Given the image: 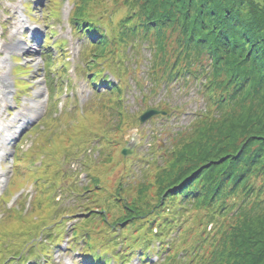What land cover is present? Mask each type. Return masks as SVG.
Segmentation results:
<instances>
[{
	"label": "rangeland",
	"instance_id": "1",
	"mask_svg": "<svg viewBox=\"0 0 264 264\" xmlns=\"http://www.w3.org/2000/svg\"><path fill=\"white\" fill-rule=\"evenodd\" d=\"M84 8L99 16L102 33L117 36L125 11L113 10L109 0H0V264H10L5 255L15 248L12 254L16 255L24 245L28 250L24 264H32L30 252L37 247L34 244L42 243L41 230L57 226L60 219L69 231L60 243L63 248L51 251L38 245L44 254L38 257L46 258L38 264H97L82 258L81 248L67 250V245L78 243L72 238L73 230L85 216L93 218L103 211L101 216H108L103 207V211L98 208L102 201L118 200L125 208L135 205L139 212L154 209L157 214L160 194L190 161L197 162L193 168L205 172L221 170L237 151L264 144V87H258L257 81L250 79L239 87L224 110H216L217 104L211 108L203 92L205 79L200 84L174 80L156 86L153 82L166 79V72H156L157 60L147 43L124 54L127 47L118 42L104 47L95 39L89 40L94 43L90 46L77 35L71 18ZM46 38L50 46L43 51ZM99 61L90 72L89 65ZM218 67L219 76L228 80L233 63ZM98 69L104 76L99 82L104 84L94 86L92 72ZM7 84L10 94L4 96ZM112 86H119L120 93L106 94ZM227 101L225 96L217 102ZM151 107L173 111L140 126L138 118ZM135 129L141 143L122 165L119 154L126 145L125 135ZM207 139L213 140L202 148L201 156H191ZM203 213L199 208L189 210L179 250L148 263L168 264L174 256L184 260L183 249L199 244L195 240L201 232L196 233L195 227ZM151 219L159 221L157 215ZM86 224L91 230L85 237L94 230L101 239L116 238L117 251L124 248L123 236L129 238L110 220L105 226L99 221ZM243 229L242 241L237 240L248 242L249 254L240 262L264 264V220ZM212 232L208 225L207 233ZM253 235L263 243L258 245ZM238 242L233 241L235 250ZM228 249L227 254L232 253ZM224 259L231 263L232 259ZM107 264L118 262L111 259Z\"/></svg>",
	"mask_w": 264,
	"mask_h": 264
},
{
	"label": "trees",
	"instance_id": "2",
	"mask_svg": "<svg viewBox=\"0 0 264 264\" xmlns=\"http://www.w3.org/2000/svg\"><path fill=\"white\" fill-rule=\"evenodd\" d=\"M109 1L113 10L125 11V16L118 24L117 36L101 32V20L98 15L91 13V8H84L78 17L71 18L77 35L86 38L88 43L89 40L97 39V44L104 47L118 42L127 47L126 51L122 52L124 54L128 49L139 51V44L147 43L157 60L156 72H166V79L160 78L153 82L156 86L161 82L167 84L174 80L200 84V81L205 79L203 92L208 96L211 108H215L217 104L216 110H224L230 106L234 99L231 95L250 79L257 81L258 87H264V0ZM173 34L174 38H171ZM47 38L43 51L50 46V43L46 42ZM110 40H113V43ZM90 44L92 46L94 43ZM170 46L171 51L168 50ZM48 57L51 59V55ZM127 57L128 55L125 58ZM100 62L90 64L89 71H93V67L99 66ZM231 62L232 72L226 80L219 76L218 66L223 63L230 65ZM152 69L153 72L154 68ZM111 73L113 74L112 71ZM92 74L94 77L90 83L94 86L104 78L100 69ZM102 82L99 86L104 84ZM106 90V94L120 93L119 86ZM225 96L228 98L227 102H217L218 98ZM211 140L213 139L203 142L196 154L191 156L200 157L202 148H206L207 144L210 146ZM262 148L264 144L248 146L237 151L221 170L205 172L193 168L197 162L190 161L188 166L179 172L178 180L166 186L165 192L160 194L157 214L153 212L154 209L149 213L139 212L141 208L135 205L125 208L119 205L118 200L116 203L110 202V199L109 203L102 201L98 208L103 211V207L108 216H101H105L104 211L100 214L97 212L94 216L100 218L99 220L84 215V220L76 223L73 230L75 237L72 238L78 243L68 245L67 250L81 248L80 256L90 258L97 264H107L111 259H115L118 264H127L133 260H137L139 264H149L148 261L153 257L161 259L167 252L170 255L171 252L179 250L183 244L182 236L186 235L183 232L188 220H184L187 212L199 208L200 212L204 211L203 219L196 221L199 227H195L196 233L201 232L195 240L199 241V244L195 243L183 249L184 260L174 256L168 264H227L224 258L232 259L228 264H242L241 259L249 254L245 247L248 242L239 243L237 238L241 240L240 235L247 224L264 220ZM54 215L57 216L58 212ZM153 215H157L159 221L151 219ZM108 220L112 222L113 227L129 235V238L123 236L121 244L124 248L119 251L116 248L119 244V240L115 238L116 231H113L116 232L113 235L115 239L111 241L104 236L101 239V234L97 236L98 232L94 230L85 237V232L91 230L86 223L94 224L99 221L101 226H105ZM208 225L213 228L212 234L207 233ZM41 231L43 233L39 238L42 243L34 245L47 247L49 244L51 251L59 249L60 243L66 240L65 237L69 233L61 219L57 226L44 227ZM263 235L264 232L261 234L262 238ZM252 237L258 245L263 243L257 235ZM48 239L52 243L47 242L45 246ZM188 239L187 237L185 240ZM233 241L239 243L236 250L233 248ZM25 247L26 245L19 249L16 255L12 254L16 248L5 255L7 260H12L10 264H24L23 257L28 256ZM37 247L32 248L30 252L32 264H38L40 260ZM229 247L232 248V253L227 254L230 252ZM262 250L264 256V245ZM41 255L44 254L40 253ZM161 263L165 264H159ZM253 264L259 262L254 261Z\"/></svg>",
	"mask_w": 264,
	"mask_h": 264
},
{
	"label": "water",
	"instance_id": "3",
	"mask_svg": "<svg viewBox=\"0 0 264 264\" xmlns=\"http://www.w3.org/2000/svg\"><path fill=\"white\" fill-rule=\"evenodd\" d=\"M171 112V109H159L157 107L149 108L144 114L140 116V124L144 125L148 121L158 117H166L171 114ZM137 132L138 131L135 130L126 135L127 144L120 151V159L123 165H125L128 159H131L133 157L135 149L140 143V137L138 136Z\"/></svg>",
	"mask_w": 264,
	"mask_h": 264
},
{
	"label": "bare ground",
	"instance_id": "4",
	"mask_svg": "<svg viewBox=\"0 0 264 264\" xmlns=\"http://www.w3.org/2000/svg\"><path fill=\"white\" fill-rule=\"evenodd\" d=\"M7 86H8V87H7L8 91H10V89H11V86H10L9 84H7ZM3 95H5V96H6V95H9V93H3Z\"/></svg>",
	"mask_w": 264,
	"mask_h": 264
}]
</instances>
